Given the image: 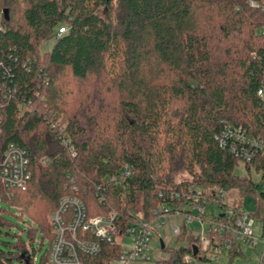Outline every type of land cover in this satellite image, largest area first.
I'll use <instances>...</instances> for the list:
<instances>
[{
	"label": "trees",
	"instance_id": "16d2710c",
	"mask_svg": "<svg viewBox=\"0 0 264 264\" xmlns=\"http://www.w3.org/2000/svg\"><path fill=\"white\" fill-rule=\"evenodd\" d=\"M0 26L1 145L26 149L31 171L0 198L36 225L27 245L16 234L3 243L0 264H37L38 235L37 252L47 243L39 264H49V216L67 196L88 220L115 215L120 237L152 222L156 208L180 205L171 193L190 187L218 203L229 193L238 208L251 197L261 218L264 190L234 173L240 161L218 138L230 128L260 141L244 165L264 180V0H0ZM45 40L55 43L41 53ZM111 176L118 182L103 196L98 183ZM13 226L0 207V229ZM78 237L100 246L79 253L82 264L118 259L119 242ZM176 241L153 264H191L199 240L183 231ZM241 254H229L231 264Z\"/></svg>",
	"mask_w": 264,
	"mask_h": 264
},
{
	"label": "built area",
	"instance_id": "2783aa9c",
	"mask_svg": "<svg viewBox=\"0 0 264 264\" xmlns=\"http://www.w3.org/2000/svg\"><path fill=\"white\" fill-rule=\"evenodd\" d=\"M250 5H256L250 1ZM1 29V26H0ZM65 29L59 31L64 33ZM264 32V30H263ZM258 96L264 98V87L260 88ZM2 106L0 104V189L22 188L31 179L30 160L26 149L9 144L3 147L1 144L2 134ZM242 129L226 128L218 138L221 147H227L229 151L240 162L251 164L262 150V143L256 139L249 138ZM123 176H129L130 171L125 166ZM117 177L103 178L98 183V190L103 196H109L117 184ZM264 190V189H263ZM223 194L221 203L222 214L214 216L204 213V207L210 200L198 187H190L187 194L171 193V198L180 200L178 206L163 205L153 212L155 220L140 225H132L126 229L124 236L117 235L115 226V215L110 217H98L87 219V212L84 204L77 197H63L58 208L51 212V225L54 231V240L49 250V264H82L79 253L96 255L99 253V243L79 239L78 232L91 231L97 239L102 242H119V237H132V244L129 247L121 248L118 259L110 264H138L150 261L147 255L152 242L153 228H161L167 221L173 225L172 232L180 237L185 231L188 235L199 241L194 243L198 248L196 256L187 255L185 261L191 264H222L229 262V254L241 252L242 246L257 248L263 246L264 239L254 235V226L257 221V210L253 213H246L242 207L238 208L232 201L226 200ZM215 201V200H213ZM197 213L194 215L192 210ZM68 211H72L68 217ZM181 219L180 224L176 220ZM208 223L207 233L191 234L189 229L192 224L203 225ZM162 241V240H161ZM164 241V240H163ZM165 244V243H164ZM166 245V244H165ZM162 252L164 249H162ZM167 258V257H166ZM165 259V258H162ZM260 264H264V261Z\"/></svg>",
	"mask_w": 264,
	"mask_h": 264
},
{
	"label": "rangeland",
	"instance_id": "374dc122",
	"mask_svg": "<svg viewBox=\"0 0 264 264\" xmlns=\"http://www.w3.org/2000/svg\"><path fill=\"white\" fill-rule=\"evenodd\" d=\"M53 43H55L53 40L43 41L40 46L41 53L50 51L53 47ZM68 78L69 76H67L66 73H63L62 76H60L61 84L64 86L69 85L71 82L70 80H68ZM234 173L241 177H251L253 181L259 185V190L264 189V180L262 179L263 172L259 174L256 172L254 168L247 169L244 163L240 162L239 165L235 167ZM182 178H188V175L186 173L178 174L177 179L182 180ZM225 195L226 196L224 198L226 200L232 201V202L235 201L234 200L235 198H233L231 194L228 193ZM219 205L220 204L217 201L209 202L204 207V213L211 214L214 216H218L222 214L223 210L221 206ZM0 207L5 210V215L7 219L14 223V226L11 228L9 232L10 235L5 234V229H0V247H2L3 249H6L5 245L3 244L5 242L15 243L16 239L12 237L13 234L21 235L23 242L27 245L28 244L27 241H29L27 231H29L31 227H36L34 222L26 215L22 218L17 217V215H19L17 208H15L9 203L2 201L1 198H0ZM242 209L246 213H253L255 211L254 199L251 197H245L243 199ZM191 210L194 215L197 213L196 210L194 209H191ZM50 217H51V213H50L49 219ZM176 221H177L176 222L177 224H180L181 219H177ZM172 227H173L172 223L170 221H167L161 228H153V236H151L152 242L147 252V255L150 258V261L153 262L154 260H158L162 258L166 259L167 255L163 253L161 250V240L162 241L164 240V243L168 247L178 246V243L176 241L177 237L173 234ZM203 230L205 233H207L208 223L204 224L203 228L199 224H192L189 229L191 234L202 233ZM253 233L256 237L258 238L263 237L264 239V213L261 215V218H257ZM35 241H36L35 242L36 253H34L32 257H34L36 259V263L39 264L42 255L47 249V243L45 242V245L43 246V248L39 252H37L39 250L38 248H39V243L41 241V236L38 235L35 238ZM119 242L123 245V247H129L132 244V237L130 236H127L124 238L119 237ZM263 261H264V254H263L262 245H259L257 248L248 247L245 245V246H242V254L240 256H237L232 264H260ZM14 263L19 264L17 261ZM116 264H119V263H116ZM138 264H151V263L146 262V263H138ZM222 264H231V262L229 263V262L223 261Z\"/></svg>",
	"mask_w": 264,
	"mask_h": 264
},
{
	"label": "water",
	"instance_id": "95a60500",
	"mask_svg": "<svg viewBox=\"0 0 264 264\" xmlns=\"http://www.w3.org/2000/svg\"><path fill=\"white\" fill-rule=\"evenodd\" d=\"M2 13H3L5 19L8 21L9 20L8 11L5 10ZM164 247H165L164 241H161V248L164 249ZM193 254H194V256H196L198 254V248L196 246L193 247Z\"/></svg>",
	"mask_w": 264,
	"mask_h": 264
}]
</instances>
